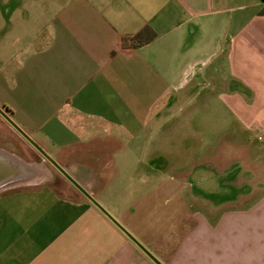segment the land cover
I'll list each match as a JSON object with an SVG mask.
<instances>
[{"label": "crops", "instance_id": "crops-1", "mask_svg": "<svg viewBox=\"0 0 264 264\" xmlns=\"http://www.w3.org/2000/svg\"><path fill=\"white\" fill-rule=\"evenodd\" d=\"M0 106L109 213L4 193L0 264H264V0H0Z\"/></svg>", "mask_w": 264, "mask_h": 264}, {"label": "rangeland", "instance_id": "rangeland-1", "mask_svg": "<svg viewBox=\"0 0 264 264\" xmlns=\"http://www.w3.org/2000/svg\"><path fill=\"white\" fill-rule=\"evenodd\" d=\"M0 151L4 152L26 170V175L3 186L0 189V195L13 190L41 185L53 177H55L54 184L61 193L68 195L73 193L70 191L72 187L67 188L60 184L59 180L63 176L61 171L31 144L1 113Z\"/></svg>", "mask_w": 264, "mask_h": 264}, {"label": "water", "instance_id": "water-1", "mask_svg": "<svg viewBox=\"0 0 264 264\" xmlns=\"http://www.w3.org/2000/svg\"><path fill=\"white\" fill-rule=\"evenodd\" d=\"M0 113L31 143L33 144L54 166H56L76 187H78L84 194H86L91 200H93L98 206H100L105 212H107L71 174L61 166L52 156L38 143L36 142L26 130L18 125L14 119L8 114V112L0 106ZM25 172V173H24ZM26 175V170L19 163L15 162L12 158L0 151V189L9 184L12 181L17 180L21 176ZM107 214H109L107 212ZM148 252V251H147ZM159 264H161L150 252H148Z\"/></svg>", "mask_w": 264, "mask_h": 264}, {"label": "trees", "instance_id": "trees-1", "mask_svg": "<svg viewBox=\"0 0 264 264\" xmlns=\"http://www.w3.org/2000/svg\"><path fill=\"white\" fill-rule=\"evenodd\" d=\"M155 37H156V31L152 27L148 26L143 31H141L136 36H134L133 38L124 39V45L127 46L128 44H131V43L133 45L146 44L152 41ZM2 108H4L10 116L13 113V111L7 106H2Z\"/></svg>", "mask_w": 264, "mask_h": 264}]
</instances>
